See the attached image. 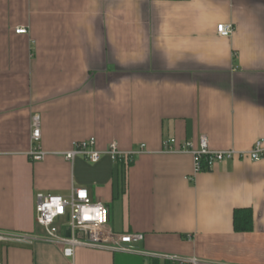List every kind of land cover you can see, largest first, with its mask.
Masks as SVG:
<instances>
[{"label": "crops", "instance_id": "obj_1", "mask_svg": "<svg viewBox=\"0 0 264 264\" xmlns=\"http://www.w3.org/2000/svg\"><path fill=\"white\" fill-rule=\"evenodd\" d=\"M36 115L42 162L29 157ZM203 137L242 153L264 137V0H0V233L20 238L0 243V264H264V158L197 174L191 154L164 152ZM92 138L146 150L130 166L66 159ZM74 188L116 233L142 236L135 252L67 258L44 239L37 195ZM241 209L251 231L235 229Z\"/></svg>", "mask_w": 264, "mask_h": 264}, {"label": "built area", "instance_id": "obj_2", "mask_svg": "<svg viewBox=\"0 0 264 264\" xmlns=\"http://www.w3.org/2000/svg\"><path fill=\"white\" fill-rule=\"evenodd\" d=\"M28 30L20 28L16 30L18 35H26ZM217 34L222 38H230L234 34L232 24H221L217 27ZM42 138L41 121L38 115L33 118L32 142L33 148L29 157L33 162H42L47 154L36 146ZM94 138L75 143L72 151L65 157L74 162L77 158L97 164L107 156L114 163H122L125 166L133 164L136 156L145 152L143 145L139 151L122 152L117 143H112L104 152L95 149ZM164 152H183L191 154L195 159V172L202 173L212 170L217 164L232 161L236 158H249L259 161L264 158V137L258 139L254 148L249 153L235 150L212 151L207 137L200 141V149H196L191 142L179 143L177 140H169L164 143ZM205 160V165L203 161ZM62 222V223H61ZM36 224L44 231V239L56 243L63 248L67 258H73L79 248H90L111 252L133 253L134 244L142 240L139 234L116 233L109 222V213L106 206L90 199L89 193L84 188H74L69 197L39 193L36 197ZM60 224V227L58 226ZM70 232V236H67ZM15 239L16 235L0 233V243H8ZM172 264H201L197 259L181 260L177 257H166Z\"/></svg>", "mask_w": 264, "mask_h": 264}, {"label": "trees", "instance_id": "obj_3", "mask_svg": "<svg viewBox=\"0 0 264 264\" xmlns=\"http://www.w3.org/2000/svg\"><path fill=\"white\" fill-rule=\"evenodd\" d=\"M203 164L205 165V160L203 161ZM209 171L205 170L204 171ZM234 224L235 229L238 232H246L252 230V224H253V215L252 211L250 209H241L236 210L234 215ZM153 264H158L156 261L153 262Z\"/></svg>", "mask_w": 264, "mask_h": 264}, {"label": "water", "instance_id": "obj_4", "mask_svg": "<svg viewBox=\"0 0 264 264\" xmlns=\"http://www.w3.org/2000/svg\"><path fill=\"white\" fill-rule=\"evenodd\" d=\"M67 236H68V237L70 236V232H67Z\"/></svg>", "mask_w": 264, "mask_h": 264}, {"label": "rangeland", "instance_id": "obj_5", "mask_svg": "<svg viewBox=\"0 0 264 264\" xmlns=\"http://www.w3.org/2000/svg\"><path fill=\"white\" fill-rule=\"evenodd\" d=\"M62 223V222H61ZM58 226L60 227V224H58Z\"/></svg>", "mask_w": 264, "mask_h": 264}]
</instances>
